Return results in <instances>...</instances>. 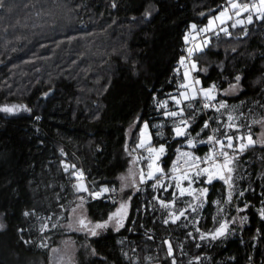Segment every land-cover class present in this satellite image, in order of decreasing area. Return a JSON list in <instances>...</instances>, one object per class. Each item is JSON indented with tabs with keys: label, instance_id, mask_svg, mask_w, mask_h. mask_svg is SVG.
<instances>
[{
	"label": "trees",
	"instance_id": "trees-1",
	"mask_svg": "<svg viewBox=\"0 0 264 264\" xmlns=\"http://www.w3.org/2000/svg\"><path fill=\"white\" fill-rule=\"evenodd\" d=\"M225 7L227 0H3L0 107L23 105L31 112H0V219L5 224L0 231V264L47 263L51 250L66 237L65 230L50 224L51 230L42 237L36 218L23 213L35 210L43 217L52 215L53 221L55 213L65 217L61 224H67L78 195L84 196L93 222L106 220L120 200L128 202L131 196V201L119 232L109 229L90 238L72 235L79 246L76 264H171L162 239L173 243L176 264H197V257L199 264H264V220L258 214L264 207V147L260 145L239 160L236 175L244 178H237L236 186L245 190L243 197L235 195L234 202L227 204L223 182L206 186L207 205L197 226L202 232L217 226L216 200L221 201L219 207L228 205L229 219L248 217L243 226L232 225L235 233L229 238L209 243L191 240L178 224L161 222L152 197L170 200L173 189L164 196L160 189L142 187L139 192L125 191L113 203L93 200L73 187L79 181L72 173L82 170L90 189L107 186L120 192V177L128 173L134 153H142L138 149L129 156L125 146L135 147L145 120L153 145H166L162 167L170 170L176 149L186 141L173 139L171 119L165 121L158 102L168 101L184 82L179 60L188 42L185 36L191 37L190 26L196 24L197 31L204 28ZM146 11L151 12L150 18L145 17ZM196 59L201 71L194 78L205 88L215 83L223 93L241 75L239 95L219 98L235 106L244 102L240 107L244 113L264 117V21L253 13L251 24L233 29L231 37L212 38ZM195 107L200 108L201 102ZM137 115L141 124L129 132ZM204 120V113L197 116L189 130L192 137L201 132ZM161 124L162 130L154 127ZM157 131L163 132V139ZM205 133L211 134L210 129L199 139L206 141ZM199 145V153L208 148ZM62 162L75 169L65 172ZM245 203L248 209L238 212ZM21 228L23 233L18 232ZM148 234L154 239H148ZM21 235L33 243L24 244ZM42 238L47 248L38 246Z\"/></svg>",
	"mask_w": 264,
	"mask_h": 264
},
{
	"label": "snow or ice",
	"instance_id": "snow-or-ice-1",
	"mask_svg": "<svg viewBox=\"0 0 264 264\" xmlns=\"http://www.w3.org/2000/svg\"><path fill=\"white\" fill-rule=\"evenodd\" d=\"M228 7H225L223 11H220L218 15L213 16L208 20V24L204 28H200L199 33H214L217 36L219 32L216 28L219 27L220 32H224L226 35H230L228 28L224 27L225 24L231 22V27L235 28L237 26H243L245 24V19H241L245 13L247 24L253 22V13L256 14V18L264 21V0H252V2H240V0H227ZM3 6V0H0V7ZM112 7H116L113 3ZM231 13V14H230ZM233 16L236 19L233 21ZM145 17L150 18L151 12L146 11ZM219 21V25H217ZM191 30L197 31V25L192 24ZM247 32L245 31V35ZM185 41H188V36H185ZM211 43V37L205 36L203 39V44H196L194 47H188L186 49V56H182L179 60V64L183 66V83L178 85L181 91H178L176 95H170V99L175 105V109H168V101L165 100L162 103L158 102V107L163 109V116L166 120H172L171 131L173 133V139L184 138L189 149H194L197 143H207L212 145L211 150L205 157L195 156L191 151H181L177 149V160L173 162L171 168V175L165 173L163 167L160 166L159 162L162 157L166 154V145L160 143L159 146L153 145L152 134L149 131L150 125L148 121L142 122V127L139 128L138 142L135 147L129 150L127 145L125 146V151L129 156H132L134 152L138 149L142 150L141 155L133 159V163L147 162L146 169L141 167L137 172H133L132 168L128 169V174L120 177L121 186L120 191L123 192L126 188H132L135 192L141 191L140 185H147L148 182L152 181V189L170 191L171 199L165 200L159 195H153L152 200L155 201L161 209L166 211V216L162 218L161 222L164 225L177 224L178 221L187 219L189 213H198L204 207L207 202L209 189L208 187H193L197 183H206L212 185L214 180L223 181L227 186V197L224 203H233L234 195L238 197H243L245 190H238L236 186V179H243V175L237 176L239 160L240 157L249 149L254 148L257 144L264 147V117L259 119H252L251 124H246L245 121L247 117L240 107L244 102H241V106H230L228 102L219 98V89L217 84L213 83L208 87L202 86V81L196 79L192 76V73H198L201 69L198 66V61L196 55L198 53L203 54L204 48ZM179 72V68L176 70ZM206 71V69H204ZM243 79L241 75H236L234 77L235 83L229 82V87L223 91L224 96L235 94L239 92L240 82ZM201 85V87H197ZM45 97L49 94L45 93ZM200 101L201 107L196 108L195 104ZM264 107V105H261ZM208 110L213 111L214 115L210 116L208 119L203 121V127L201 132L196 133L195 137L191 136L190 129L193 128V124L196 121L198 115ZM17 111L31 112L30 108L26 106H2L0 107V112L15 114ZM251 112L252 110L249 109ZM226 116V120L223 119ZM37 120L40 117H36ZM142 118L137 115L133 123L129 127V132H131L134 126H139L141 124ZM260 125L261 132L259 136L254 139V133L252 131L253 125ZM213 125H215L213 127ZM158 129H163L164 125H154ZM246 127L248 130L246 132H241V128ZM211 131V134L205 133L207 139H199L201 133L205 130ZM156 135L163 139V132L157 131ZM147 153V155H143ZM61 155H65L61 149ZM182 161V164H181ZM64 171L75 169V165H69L63 163ZM72 175L81 181L73 185L76 193H87L93 199H99L104 193L115 192V188L109 189L107 186L100 188V190L90 189L82 181L84 179V173L82 170H76ZM138 177V179H137ZM170 181V183L168 182ZM190 197L191 200L187 202V205L183 208L178 209L176 207L177 201L181 197ZM264 196V193H262ZM77 199L79 203L75 207L71 208L70 214L67 217V224H61L60 221L65 219L63 215H56V220L53 221V216L43 217L40 216L35 210L29 212L25 211L23 215L27 217H35L39 222L40 226L38 231L41 233L42 237L46 230H48L49 223L53 229L57 227L67 228L73 232H84L86 235L95 237L99 234L101 230H107L109 227L113 228L115 231L119 232L120 229L125 227V223L128 217L129 202L131 201V196L128 198V202H119L118 207L114 212H111L106 220L93 222L87 218L84 214V203L85 199L83 195H78ZM113 203H117L115 200ZM215 203L218 206V212H222L223 209L220 208L221 201L216 200ZM264 204V200L261 201ZM249 205L245 203L243 208H237L238 212H245ZM60 208L64 211V205L61 204ZM155 205H153V210ZM258 214L261 220H264V207L258 209ZM240 223L243 224L248 220L247 216H241ZM215 221L216 218L213 217ZM235 223V218L231 221L224 219L222 221H217L218 226H215L212 230L207 232H202L199 227L195 228L196 233H199V240H208L209 242L217 241L229 234V224ZM155 223V221H153ZM195 224L199 221L195 220ZM4 228L3 224H0V230ZM24 229H18V232L23 233ZM132 231V229H129ZM259 232V230H258ZM187 236L193 237L192 232H188ZM148 239H154V236L148 234ZM195 239V237H193ZM259 237H254L258 239ZM47 239H50L48 237ZM20 240L24 244L33 243L31 240H24L21 235ZM161 245H166V258H171V264H176V259L174 255L173 243L169 239H162ZM65 248L63 253L60 249H52L53 253H57L56 264H75L74 257L71 254L74 246V242L67 240L64 242ZM42 248H47L48 244L46 239L42 238L40 244L38 245ZM198 243L196 247H200ZM92 254L95 255V250L92 249ZM127 255V253H125ZM251 259V257L249 258ZM200 258L197 257L196 261L199 264Z\"/></svg>",
	"mask_w": 264,
	"mask_h": 264
},
{
	"label": "rangeland",
	"instance_id": "rangeland-1",
	"mask_svg": "<svg viewBox=\"0 0 264 264\" xmlns=\"http://www.w3.org/2000/svg\"><path fill=\"white\" fill-rule=\"evenodd\" d=\"M254 15H256V14L254 13ZM246 23H247V22H246ZM217 25H219V21H217ZM218 28H219V27H217L216 30H217ZM207 34H211V32H210V33H207ZM197 35H198V31H193V30H191V38H195ZM195 74H196V73H192V76L195 77ZM197 87L199 88V87H201V85H197ZM179 91H181V89H179ZM176 94H177V93H176ZM176 94H175V95H176ZM238 94H239V92H237V93H235V94H231V95L225 96V97H228V98H234V97L238 96ZM220 96H224L223 93L219 92V97H220ZM230 106H235V105H230ZM168 109H169V110H173V109H175V105H174V103H173L172 100H170V101L168 102ZM161 111H162V113H163V109H162ZM240 111H242L241 108H240ZM242 112H243V111H242ZM243 113H244V112H243ZM244 115L247 117V120L245 121V123H246V124H249V125L251 124L252 119H254V118L259 119V116H258V115H255V116L250 115V116H249V114H246V113H244ZM250 117H251V118H250ZM223 119L226 120V116H225ZM256 129H258L259 131H256ZM247 130H248V129H247L246 127L241 128V132H246ZM149 131H150V133H151V130H150V129H149ZM252 131H253V133H254V139H256V138L259 136L260 132H261L260 125H258V124H257V125H253V126H252ZM152 142H153V137H152ZM198 144H201V143H198ZM257 145H259V144H257ZM257 145H256V146H257ZM139 155H141V153L138 154V155H137V154L135 155V153H134V155H133V157H132V161H131L130 168H132V170H133L134 173L137 172L141 167H143V168H145V170H147V169H146V163H147V162H139V163H135V164L133 163V159H134L135 157L139 156ZM143 155H147V153H143ZM161 160H162V159H161ZM159 164H160V166H162V165H161V161L159 162ZM127 174H128V173H127ZM127 174H126V175H127ZM137 179H138V177H137ZM217 180H218V179H217ZM79 182H81V181H79ZM79 182H78V183H79ZM221 182H223V181H221ZM142 186H143V185H140V188H142ZM206 186H208V184H206V183H197V184H194V185H193V187H197V188H199V187H206ZM130 190H134V189H132V188H126L123 192L120 191V193L123 194L125 191H130ZM174 190H175V189H173V191H174ZM134 191H135V190H134ZM162 191H163V190H162ZM168 192H169V191H168ZM168 192L163 191L164 196H166V193H168ZM234 196H235V195H234ZM165 198H166V197H165ZM165 198H163V199H165ZM92 199H93V198H92ZM165 200H166V199H165ZM190 200H191L190 197H187V196H186V197H181V198L178 199L176 207H177L178 209L183 208V207H185V206L187 205V202L190 201ZM120 202H125V201H121V200H120ZM78 203H79V202H78ZM78 203H77V204H78ZM154 203H155V208L157 209L158 214L160 215V218H161V220H162V218H164V217L166 216V211H165L164 209H161V208L159 207V205H158L155 201H154ZM206 205H207V202L204 204V207H203L201 210H199L198 213H189V214H188V217H187L186 220L182 218L181 221H178V222H177V224L180 226V229H181V230L185 231L186 234H187L188 232H192V233H193V237H195V239H194L193 237H189V236H188V238H190L191 240H198L199 242H203V243H205V242H206V243H209V241H208V240H204V241H200V240H199V238H198V237H199V233H196V231H195V228L198 226V224H195L194 221H195V220H198V221L200 220L201 213H202L203 209L206 207ZM220 208H222L223 211H222V212H218V215H217V221H222V220H224V219H227V220L231 221V219H229V214H230V213H229V211H228V205L222 206V207H220ZM84 214H85V215L87 216V218L90 220V218H89V216H88V212H87L86 206H85V203H84ZM128 214H129V209H128ZM235 220H236L235 223H231V222H230V224H229V234H228L226 237H223V238H229L231 235H233V234L235 233L234 229L232 228V225H235V227H236V226H241V225L243 226V224L240 223V219H239L238 217L235 218ZM0 224H3V225H4V228H5V224H4V222H3L2 219H0ZM50 224H51V223H49L48 228L50 227ZM65 225H66V224H65ZM217 226H218V223H217ZM4 228H3L2 230H4ZM109 229H113V228L109 227ZM109 229H107V230H101L97 236L105 234V232H107ZM2 230H0V231H2ZM49 230H51V229L49 228V229L46 230L45 232H49ZM64 230H65V233H66V237L62 239V241L60 242V245H59L57 248H55V249H60V250H61V253H63V250H64V248H65V244H64V242L67 241V240H71V241H73V242H74V246H73V250H72L71 254H72L73 257H74V261H75V264H76L77 253H78V251H79V246H78V243H77V242L74 240V238L72 237V235H74V234H81V235H84V236L89 237V238L92 237V236L86 235L84 232H73V231L67 229L66 227L64 228ZM113 230H114V229H113ZM95 237H96V236H95ZM56 258H57V253H53L52 250H51L50 255H49L48 262L46 263V262L40 260L38 264H56Z\"/></svg>",
	"mask_w": 264,
	"mask_h": 264
},
{
	"label": "built area",
	"instance_id": "built-area-1",
	"mask_svg": "<svg viewBox=\"0 0 264 264\" xmlns=\"http://www.w3.org/2000/svg\"><path fill=\"white\" fill-rule=\"evenodd\" d=\"M230 14H231V13H230ZM245 14H247V13H245ZM245 14H244V15H245ZM244 15H243L242 17H240V18H241V19H245V24H246V18L244 17ZM235 19H236V17L233 16V21H234ZM245 24H244V25H245ZM244 25H243V26H244ZM224 27H227V28H228V31H229L230 35H226L224 32H220V31H219V28H218V29L216 30L217 32H219V35H218V36H217L216 34H214V33H211V34L198 33V35H197L195 38H190V39H188L187 44H186L185 47L183 48V56H186V55H187V53H186V49H187L188 47H194L196 44H203V39L205 38L206 35L209 36V37H211V39H212V38H219V37H221V36L231 37V36H232V30H233V29H236V28H240V27H242V26H237V27L233 28V27H231V22H229L228 24H225ZM208 46H209V45H207V47H208ZM207 47H205V48H207ZM205 48H204V49H205ZM179 67H182V68H183V66H181L180 64H179ZM183 69H184V68H183ZM208 112H209V110L206 111V112H203V113H204V116H205V120L209 118V113H208ZM199 147H200V145L197 143V145H196V147H195L194 149H189V148L187 147L186 142H184V143H182L181 145H179L177 149H180L181 151H191V152L194 153L195 156H198V157H202V158H203V157L206 156V154L209 153V151H210L211 148H212V145L208 144V148H207V150H206L204 153H199V152H198V148H199ZM177 149H176V154H175V157H174V159H173V161H172V164H171L170 170H171V168H172V166H173V162L177 160V155H178V153H177ZM65 156H66V154H65ZM181 164H182V161H181ZM170 170H169L168 172H165V173H168L169 175H171V171H170ZM84 178H85V176H84ZM168 182L170 183V181H168ZM152 183H153V182L150 181V182H148L147 185H143L142 187H148V188L152 189V187H151V184H152ZM152 190H153V189H152ZM120 195H121L120 192L104 193V194L101 196V198H99V199H93V200H104V201H108V202H109V201H110V202H113L114 200L117 201Z\"/></svg>",
	"mask_w": 264,
	"mask_h": 264
},
{
	"label": "crops",
	"instance_id": "crops-1",
	"mask_svg": "<svg viewBox=\"0 0 264 264\" xmlns=\"http://www.w3.org/2000/svg\"><path fill=\"white\" fill-rule=\"evenodd\" d=\"M190 38H191V37H190ZM190 38H189V39H190ZM238 95H239V94H238ZM170 100H171V99H169L168 102H169ZM165 121H168V120L165 119ZM171 124H172V120H171ZM149 129H150V128H149ZM178 139H179V138H178ZM201 144L205 145V144H207V143H201ZM164 157H165V155L162 157V160H163ZM162 160H161V165H162ZM161 167H162V166H161ZM218 181H220V180H214L213 183H214V182H218ZM82 182L85 184V180H84V179H83ZM220 182H221V181H220ZM85 185H86V184H85Z\"/></svg>",
	"mask_w": 264,
	"mask_h": 264
}]
</instances>
